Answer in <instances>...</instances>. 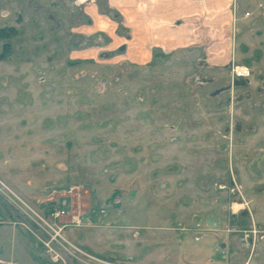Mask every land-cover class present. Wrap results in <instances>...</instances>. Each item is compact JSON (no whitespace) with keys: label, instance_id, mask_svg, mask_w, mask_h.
<instances>
[{"label":"rangeland","instance_id":"obj_1","mask_svg":"<svg viewBox=\"0 0 264 264\" xmlns=\"http://www.w3.org/2000/svg\"><path fill=\"white\" fill-rule=\"evenodd\" d=\"M72 3L0 0V188L80 220L62 232L76 251L51 264H85L77 250L110 264H245L254 250L264 264V1L182 23L184 52L142 60L144 1Z\"/></svg>","mask_w":264,"mask_h":264},{"label":"crops","instance_id":"obj_2","mask_svg":"<svg viewBox=\"0 0 264 264\" xmlns=\"http://www.w3.org/2000/svg\"><path fill=\"white\" fill-rule=\"evenodd\" d=\"M95 1L96 0H73L72 4L75 7H90L95 4ZM142 1H144L145 7H147V19H143L140 15L142 14V4L139 8L141 13L137 11L135 4L133 9L135 18L134 48L136 51L135 54L139 57V60L144 59L149 52H151V57L157 52L170 54L172 56L184 52L185 49H187L186 37L188 31L182 23H189L191 21L197 22L200 15L204 16L208 13L214 15L209 21H212L213 25H216L215 23L220 25L223 21L221 17L223 7L232 5L238 7L242 5L253 6L255 2L258 3V0ZM257 5L260 6L262 4L258 3ZM123 8L126 10L127 7L125 4H123ZM240 18L245 19L246 17L241 14ZM175 24H177V26H175L176 28L174 27ZM242 31L240 29L239 32L241 33ZM244 35V37L253 36L252 30H246ZM238 52L239 50H236V53ZM245 82L253 84V81L249 79ZM253 192V190H249V195L254 194ZM248 201L252 202V200ZM0 218L2 219V222H0V264H51L42 247L38 234L22 223L17 214L9 210V213L1 212ZM88 225H90V223ZM221 247L224 248L225 245L222 244ZM253 253L254 250L245 264L255 263L257 260H260V257L263 255L259 253L256 255L258 257L255 256L254 259H252ZM91 255L101 257L104 260H107L105 258L109 257L105 255Z\"/></svg>","mask_w":264,"mask_h":264},{"label":"built area","instance_id":"obj_3","mask_svg":"<svg viewBox=\"0 0 264 264\" xmlns=\"http://www.w3.org/2000/svg\"><path fill=\"white\" fill-rule=\"evenodd\" d=\"M249 13L246 12L244 14V17H249ZM231 72L232 76L235 79H242L247 81L251 75V70L247 66L243 65H232L231 66ZM5 190L7 191L9 195H5L3 190L0 188V197L2 200L6 201L8 203L9 209L13 210L14 212H17L18 217L24 216L25 219L29 220V223H25V225H29L30 228L40 236V242L42 243V246L45 250L46 254L50 255V258L54 262H58L59 260H62V254L64 252L70 253V250L76 251L75 246L68 243L66 239L63 237L62 232L63 230L70 225L78 226L80 225V220L77 217H73L72 221L70 222V225L68 224H61V218L66 215V206L62 203L57 208H49L47 211H44L42 214L36 212L33 208L28 206L26 203H24L21 199H19L16 195H14L11 191H9L6 187ZM116 199L112 200V207H119V201L120 198L118 196L115 197ZM245 203L241 204L242 207L248 206V202L244 200ZM233 204H231V210L233 212L239 211V209L234 210ZM11 207V208H10ZM241 207V208H242ZM11 210V211H12ZM1 222V219H0ZM254 225V223H253ZM251 234L252 237H249L248 234H244L243 236V243L246 246L254 247L255 244V236L257 232L255 231V227L252 228ZM68 246L70 248H68ZM83 259H79L82 263L85 264H110L108 262H105L106 260L100 259L98 257L82 253L81 251L77 250ZM71 254V253H70ZM76 258V257H74ZM95 262V263H94Z\"/></svg>","mask_w":264,"mask_h":264},{"label":"flooded vegetation","instance_id":"obj_4","mask_svg":"<svg viewBox=\"0 0 264 264\" xmlns=\"http://www.w3.org/2000/svg\"><path fill=\"white\" fill-rule=\"evenodd\" d=\"M239 207L241 208V204H239V205H237V206H236V205H234V207H233V208H234V210H237V209H239Z\"/></svg>","mask_w":264,"mask_h":264}]
</instances>
